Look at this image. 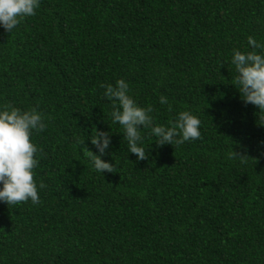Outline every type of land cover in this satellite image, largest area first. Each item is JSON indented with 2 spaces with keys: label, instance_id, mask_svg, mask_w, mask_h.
<instances>
[{
  "label": "trees",
  "instance_id": "16d2710c",
  "mask_svg": "<svg viewBox=\"0 0 264 264\" xmlns=\"http://www.w3.org/2000/svg\"><path fill=\"white\" fill-rule=\"evenodd\" d=\"M249 36L264 43V0H40L0 25V108L47 124L32 134L39 204L0 201V264H264V125L231 63ZM119 79L153 126L189 111L201 137L161 146L140 126L138 159L100 87ZM94 128L115 173L84 155H99Z\"/></svg>",
  "mask_w": 264,
  "mask_h": 264
},
{
  "label": "clouds",
  "instance_id": "9594fccd",
  "mask_svg": "<svg viewBox=\"0 0 264 264\" xmlns=\"http://www.w3.org/2000/svg\"><path fill=\"white\" fill-rule=\"evenodd\" d=\"M39 6L40 0H0V25L11 33L22 19L34 16ZM248 44L253 50L241 52L233 49L231 63L236 72L233 85L246 104H253L259 109L258 123L264 125V43L249 36ZM100 87L105 89L104 95L112 101V122L123 128V139L129 151L140 160L148 157L145 148L138 143L143 139L140 126L151 128V134L158 138L157 143L161 146L180 145L201 137V121L189 111L179 112L175 120L169 121L170 126H153V107L138 106L128 94L129 85L124 79L117 80L115 85L101 83ZM167 103V97L161 96L160 104ZM168 110L172 111L171 105ZM46 128L44 116L35 107L22 110L5 104L0 108V201L9 206L29 200L33 204L40 202L34 173L39 163L36 158L38 148L32 142V134L33 130L42 132ZM93 131L91 143L99 150V155L87 147L84 155L93 161L96 171L115 173V165L102 159L111 143L110 134L96 128ZM229 157L239 158L241 163H246L248 158L234 150ZM39 187L46 185L41 182Z\"/></svg>",
  "mask_w": 264,
  "mask_h": 264
}]
</instances>
